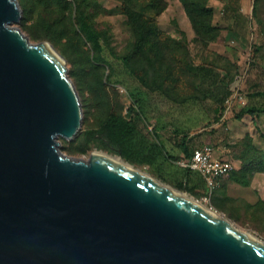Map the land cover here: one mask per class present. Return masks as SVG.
<instances>
[{
	"label": "rangeland",
	"instance_id": "obj_1",
	"mask_svg": "<svg viewBox=\"0 0 264 264\" xmlns=\"http://www.w3.org/2000/svg\"><path fill=\"white\" fill-rule=\"evenodd\" d=\"M18 2L22 18L13 26L32 42L52 45L80 97L81 129L73 140L59 137L66 155H118L183 190L178 144H210L235 169L211 195L193 185L197 177L190 178L193 192L183 191L264 242V0ZM79 13L101 32V50L81 31ZM201 66L217 75L202 77ZM237 93L243 101L224 102ZM138 94L140 106L131 98ZM218 101L225 110H215ZM111 113L138 121L129 152L98 133ZM159 141L165 151L144 163L138 142Z\"/></svg>",
	"mask_w": 264,
	"mask_h": 264
},
{
	"label": "water",
	"instance_id": "obj_2",
	"mask_svg": "<svg viewBox=\"0 0 264 264\" xmlns=\"http://www.w3.org/2000/svg\"><path fill=\"white\" fill-rule=\"evenodd\" d=\"M0 0V264H264V245L101 154L66 155L83 109L63 57Z\"/></svg>",
	"mask_w": 264,
	"mask_h": 264
},
{
	"label": "trees",
	"instance_id": "obj_3",
	"mask_svg": "<svg viewBox=\"0 0 264 264\" xmlns=\"http://www.w3.org/2000/svg\"><path fill=\"white\" fill-rule=\"evenodd\" d=\"M79 27L81 31L86 35L87 39L92 43L93 47L97 50H101V32L98 31L94 25L88 20L87 16L83 13H79L78 16ZM199 71L202 77L211 75L215 77L217 74H213L212 70L209 67L201 66ZM229 97V96H228ZM227 97V98H228ZM131 98L135 101V104L140 106L142 104V97L140 94L134 96L131 95ZM226 100V98H225ZM224 100V102H225ZM222 102V103H224ZM220 101H218L217 106H215V110L217 112L225 110V106H223ZM139 125L136 119H127L121 114L111 113L107 119L103 122L98 133L102 136L103 140L113 145V147L117 150L119 149L122 154L124 152H129V149L126 145L132 141L134 142V138L136 134L139 132ZM131 142V143H132ZM140 145L137 147L139 151H141L146 156V162L144 163H153L155 162L152 158L153 152L157 149L158 152H163L164 146L162 143L158 144V142H153L151 144H142V142H138ZM182 149L186 152V155H190L189 153V145L184 141L180 143ZM159 155V154H158ZM168 155V154H167ZM123 156V155H122ZM169 157L171 155H168ZM126 158V157H125ZM129 161V159H128ZM130 162V161H129ZM133 163V162H131ZM184 179L178 183V187L183 190H187L189 192H193L195 186H190V178L197 177V182L193 185L202 184L205 186L202 177L196 172L191 171L190 169H184Z\"/></svg>",
	"mask_w": 264,
	"mask_h": 264
},
{
	"label": "built area",
	"instance_id": "obj_4",
	"mask_svg": "<svg viewBox=\"0 0 264 264\" xmlns=\"http://www.w3.org/2000/svg\"><path fill=\"white\" fill-rule=\"evenodd\" d=\"M244 97V94L237 93L234 96H229L225 101L230 105L233 98L243 101ZM178 164L199 174L210 195L219 187L220 180L235 169L233 162L217 157L213 146L206 143L193 146L190 155L182 156L178 160Z\"/></svg>",
	"mask_w": 264,
	"mask_h": 264
},
{
	"label": "bare ground",
	"instance_id": "obj_5",
	"mask_svg": "<svg viewBox=\"0 0 264 264\" xmlns=\"http://www.w3.org/2000/svg\"><path fill=\"white\" fill-rule=\"evenodd\" d=\"M95 154H101V155H104V156H107L109 158H111L112 160H114L115 162L129 168V169H132L134 171H137V172H140V173H143L144 175L148 176L149 178L153 179L154 181L158 182L159 184L163 185L164 187H166L167 189L171 190L172 192L184 197V198H187V199H190L191 201L195 202L196 204L200 205L201 207H203L204 209L208 210L209 212L213 213L214 215L218 216L219 218H221L222 220L226 221L227 223H230L232 224L234 227H237L235 226L230 220H228L226 217H224L222 214H220L219 212L209 208L208 206H206L205 204L201 203L200 201H198L194 196H192L190 193L186 192V191H183V190H179L177 188H174L173 186L155 178L154 176L148 174V173H145L143 170L137 168L134 164L130 163L129 161L125 160L124 158H122L121 156H118V155H113V154H108L106 152H95ZM238 228V227H237ZM241 230V229H240ZM242 232L246 233L247 235L251 236L252 238H254L255 240L259 241L260 243H262L264 245V242L262 240H260L259 238H257L254 234H252L251 232L249 231H245V230H241Z\"/></svg>",
	"mask_w": 264,
	"mask_h": 264
},
{
	"label": "crops",
	"instance_id": "obj_6",
	"mask_svg": "<svg viewBox=\"0 0 264 264\" xmlns=\"http://www.w3.org/2000/svg\"><path fill=\"white\" fill-rule=\"evenodd\" d=\"M228 96H226V98H227ZM218 104V103H217ZM217 104H216V106H217ZM160 142V141H159ZM161 143V142H160ZM188 145H189V147H190V151H189V153L191 152V149H192V147L193 146H196V145H199V144H202V143H199V142H195V143H193V142H190V143H187ZM178 146H179V150L177 151L178 152V154H180L181 156H184V155H186V152L182 149V147H181V145L180 144H178ZM160 153H162V152H158V150L156 149L154 152H153V155H152V158H153V160L155 161L156 159H157V157H158V154H160ZM215 155H216V151H215ZM217 156V155H216ZM132 164H135V163H132ZM146 164H148V165H152L153 163H146ZM225 178V177H224ZM224 178H222L221 180H220V185H221V183H222V181H223V179ZM220 185H219V187H220ZM205 188H206V186H204ZM218 187V188H219ZM218 188H216V190L218 189Z\"/></svg>",
	"mask_w": 264,
	"mask_h": 264
},
{
	"label": "flooded vegetation",
	"instance_id": "obj_7",
	"mask_svg": "<svg viewBox=\"0 0 264 264\" xmlns=\"http://www.w3.org/2000/svg\"><path fill=\"white\" fill-rule=\"evenodd\" d=\"M142 109V108H141ZM141 109H139V111L141 112ZM139 111H137L138 112V114H139Z\"/></svg>",
	"mask_w": 264,
	"mask_h": 264
}]
</instances>
